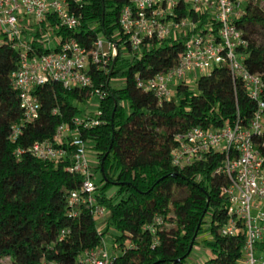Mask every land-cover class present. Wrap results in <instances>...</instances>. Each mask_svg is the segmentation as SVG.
Wrapping results in <instances>:
<instances>
[{
  "label": "trees",
  "instance_id": "1",
  "mask_svg": "<svg viewBox=\"0 0 264 264\" xmlns=\"http://www.w3.org/2000/svg\"><path fill=\"white\" fill-rule=\"evenodd\" d=\"M69 1L81 18L77 29L61 27L57 17L49 14L25 34L39 54L48 52L41 40L50 28L61 42L75 39L89 51L99 38L118 46L111 75L96 65L90 67L94 87L106 97L99 100L101 115L96 117L100 125L82 132L95 152V169L102 174L95 197L108 212L106 224L98 226L87 207L78 219L69 217L70 191L82 180L67 171L70 162L40 161L29 152L35 143L52 140L60 124L83 117L86 112L81 116L76 103L90 100L91 90H66L59 83L38 88L40 117L23 124L13 142V127L24 118L12 80L19 53L2 41L0 264L5 259L9 264H78L113 232L119 233L111 235L113 248L119 252L111 253V264H188L202 239L211 253L203 264H238L244 257L245 230L232 238L221 234L229 221L228 200L222 190L230 179L217 173L225 156L211 153L179 170L172 163V151L177 147L176 136L195 127L221 129L240 121L249 128L257 103L250 99L243 81L235 80L227 65L216 66L209 75L194 80V89L183 82L170 100L160 102L154 93L140 89L137 79L153 78L174 68L189 36L146 40L133 50L120 26L121 12L129 0ZM244 11L234 21L245 42L237 54L250 73L264 78V10L255 0H248ZM177 14L179 18L193 16L198 29L210 25L219 36L221 24L214 14H190L184 0ZM113 63L114 59L111 67ZM112 81H124L125 86L111 87ZM91 115L95 117V113ZM254 141L264 154V138L254 137ZM180 191L185 197L177 196ZM158 217L164 223L155 232L146 229ZM63 230L68 233L61 240ZM260 249L264 251V242Z\"/></svg>",
  "mask_w": 264,
  "mask_h": 264
},
{
  "label": "built area",
  "instance_id": "2",
  "mask_svg": "<svg viewBox=\"0 0 264 264\" xmlns=\"http://www.w3.org/2000/svg\"><path fill=\"white\" fill-rule=\"evenodd\" d=\"M184 1L190 14H214L221 24L219 36L210 25L198 29L199 24L191 15L179 18L181 0H129V5L123 8L120 26L133 50L146 40L189 36L186 49L174 68L153 78L138 77L137 86L154 93L162 102L170 100L174 89L190 76L197 79L209 75L216 66L227 65L234 79L243 81L250 99L257 103L249 128L238 121L221 129L195 127L179 134L177 147L172 151V163L184 170L208 154L220 152L225 156L217 173L230 179V185L222 190L228 200L229 221L221 234L232 238L245 230L244 257L238 264H264V251L260 249L264 242V154L254 141V137L264 138V78L244 67L237 48L245 46V42L234 24L235 19L244 16L248 0ZM49 14L55 15L61 27L68 30L77 29L81 22L69 0H0V37L19 53V67L12 74V80L19 92L24 118L21 125L13 127V142L17 141L23 124L40 117L41 101L36 94L40 87L59 83L66 90L90 89V99L106 97L104 91L94 87L90 67L96 65L98 70L109 73L112 60L118 54L117 44L99 38L89 51L75 39L61 42L50 28L41 40L48 52L39 54L25 32L46 20ZM54 114H58V110ZM100 115L99 111L95 117L86 112L83 117L74 118L71 124L62 123L52 140L37 142L29 149L40 161L70 162L67 171L82 178L80 186L70 191L68 197V214L72 219L79 218L83 207L91 209L97 220L104 221L108 214L96 201L98 188L88 157L90 145L82 134L100 125L96 117ZM22 152L18 150L19 154ZM163 223L158 217L146 229L155 232ZM67 233L62 231L61 240ZM111 258L104 240L101 247L86 253L78 264H111Z\"/></svg>",
  "mask_w": 264,
  "mask_h": 264
},
{
  "label": "rangeland",
  "instance_id": "3",
  "mask_svg": "<svg viewBox=\"0 0 264 264\" xmlns=\"http://www.w3.org/2000/svg\"><path fill=\"white\" fill-rule=\"evenodd\" d=\"M255 1L264 10V0H255ZM3 39H4V37L1 36L0 42H2ZM194 80H195L194 76L192 75L189 77V79L187 81V83L189 84L191 89L195 88ZM124 86H125L124 81H112V83H111V87H115V88H123ZM76 105L80 109V111L83 112L80 114L81 116L83 114H85V112L97 113V111L99 110V100L97 98H92V99H90L84 103L77 102ZM88 157H89L90 163L93 165L92 173L96 177V183H99L100 180L102 179V174H101L100 170L95 169L96 155H95L94 150L91 148V146L89 147ZM177 196L180 198H183V197H185V192L180 191ZM102 221L103 220H98V226L101 225ZM105 221L106 220H104V223H106ZM112 234H114L115 236L119 235V233H115V232H113L111 234H107V235H105V241L108 245V249H109L110 253H113V252L118 253L119 251L115 250L113 248V239L111 236ZM202 241H203V239L198 243V245L192 251V254L190 255V257L187 261L188 264H203L205 261H207L211 258L210 251L205 247V245L202 243ZM9 263L10 262L8 259L3 260V264H9Z\"/></svg>",
  "mask_w": 264,
  "mask_h": 264
},
{
  "label": "water",
  "instance_id": "4",
  "mask_svg": "<svg viewBox=\"0 0 264 264\" xmlns=\"http://www.w3.org/2000/svg\"><path fill=\"white\" fill-rule=\"evenodd\" d=\"M116 57H117V56H116ZM116 57H115V58H116ZM115 58H114V63H113V65H112V67H111L110 75H111V73H112V71H113V69H114V65H115V62H116Z\"/></svg>",
  "mask_w": 264,
  "mask_h": 264
},
{
  "label": "crops",
  "instance_id": "5",
  "mask_svg": "<svg viewBox=\"0 0 264 264\" xmlns=\"http://www.w3.org/2000/svg\"><path fill=\"white\" fill-rule=\"evenodd\" d=\"M106 223H104V221H102L101 222V226H103V228H104V225H105Z\"/></svg>",
  "mask_w": 264,
  "mask_h": 264
}]
</instances>
